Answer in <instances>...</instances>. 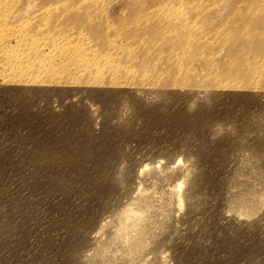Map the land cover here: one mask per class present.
Masks as SVG:
<instances>
[{"label":"rangeland","instance_id":"374dc122","mask_svg":"<svg viewBox=\"0 0 264 264\" xmlns=\"http://www.w3.org/2000/svg\"><path fill=\"white\" fill-rule=\"evenodd\" d=\"M0 264H264V0H0Z\"/></svg>","mask_w":264,"mask_h":264}]
</instances>
